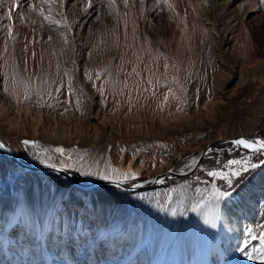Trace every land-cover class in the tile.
<instances>
[{
  "label": "rangeland",
  "instance_id": "rangeland-1",
  "mask_svg": "<svg viewBox=\"0 0 264 264\" xmlns=\"http://www.w3.org/2000/svg\"><path fill=\"white\" fill-rule=\"evenodd\" d=\"M168 4L0 0V142L29 164L55 167L52 160L61 158L62 169L84 183L103 176L115 179L122 172L131 175H121V180L134 185L149 184L174 163L190 161L212 141L254 133L264 140V80L259 75L264 72V0H231L230 9H239L241 15L234 53L219 45L222 27L215 4ZM30 5L60 23L50 24ZM88 8L92 12L87 17ZM180 11L186 22L192 21L191 38L183 32ZM77 16L85 18L84 24L69 35L67 29ZM37 146L46 148L48 162L33 160L28 147ZM220 154H226L223 161ZM246 157L258 167L237 178L232 190L236 194L264 166V154L231 142L212 146L192 174L159 184L183 185L173 194L122 193L134 203L163 210L145 214L148 238L157 237L151 225L160 222L159 232L174 240L172 258L188 249L201 262L202 251L191 249L209 237L206 224L220 222L215 210L222 203L214 191L227 189L225 181L208 173L225 170L217 168L219 162L224 166ZM6 162L0 154V189L33 172H15ZM80 198L71 200L78 205ZM98 224L88 221L86 243ZM128 248L127 239L102 236L97 254L115 264H140L139 259L129 260Z\"/></svg>",
  "mask_w": 264,
  "mask_h": 264
},
{
  "label": "bare ground",
  "instance_id": "bare-ground-1",
  "mask_svg": "<svg viewBox=\"0 0 264 264\" xmlns=\"http://www.w3.org/2000/svg\"><path fill=\"white\" fill-rule=\"evenodd\" d=\"M16 1L23 3V0ZM208 2L215 4L221 12L217 19V23L222 27L219 45L234 53L232 47L235 40L234 33L241 20L239 9H230L231 0H208ZM91 12L92 8H88L86 16L88 17ZM222 13L224 15L221 16ZM179 14L184 24L183 32L187 38H191L192 21L186 22L182 11ZM134 18L138 21L136 16ZM224 18L227 20L225 21ZM80 20L78 16L74 18L67 29L69 35L76 28L78 30L82 28L85 18L81 22ZM242 71L239 72V78L243 77ZM259 75L264 80V72ZM262 91L264 93V87ZM139 112L144 113L142 110ZM257 134L212 141L190 161L174 163L172 168L151 178L149 184L141 181L134 185L125 184L118 173L115 179L90 180L84 183L69 172L71 176L57 171L63 167L61 158L52 160L57 165L55 167L31 164L36 169L25 168L4 151L7 147L0 142L3 145L0 147V154L6 158L5 165L8 168L18 173H23L22 170L33 171L12 180L9 188L0 189V264H115L110 258L97 254L102 236H107L108 239L115 237L127 239L129 260L139 259L140 264H264V243H262L264 241V166L253 173L236 194L219 200L223 207H218L215 212L219 214L220 222L206 224L204 231L209 237L203 240L204 243L199 248L191 249L202 251L201 262L195 261V257H192L188 249L176 248L179 251L175 259L172 258V251L176 246L174 240H166L168 233L166 235L159 232L160 222L151 225L157 237L148 238L145 219L147 220L149 216L147 218L145 214L150 212L159 214L163 210L134 203L129 196L125 199L122 193L123 191H159L166 195L173 194L183 185L161 187L159 186L161 182L156 184L159 175L165 180L170 177L168 174L170 170L182 171L184 176L192 174L212 146L226 142L233 143L240 138L257 140ZM28 151L37 162L49 161L44 146L28 147ZM120 165L122 163L119 167ZM124 170L129 171V169ZM78 196L81 197V203L76 205L71 198ZM91 219L97 220L99 224L92 240L86 243L84 236L87 223ZM15 222L17 228L13 227ZM17 233L18 236L14 238L12 234Z\"/></svg>",
  "mask_w": 264,
  "mask_h": 264
},
{
  "label": "snow or ice",
  "instance_id": "snow-or-ice-1",
  "mask_svg": "<svg viewBox=\"0 0 264 264\" xmlns=\"http://www.w3.org/2000/svg\"><path fill=\"white\" fill-rule=\"evenodd\" d=\"M45 3L48 2V0H44ZM165 4H168V0H164ZM34 10L36 9L35 5H30ZM168 7L171 9L172 5L168 4ZM38 14L43 17L44 20L48 21L50 24H59L60 22L57 20H54L51 18L50 15H45V12L43 9H38ZM67 26V25H65ZM27 98V97H25ZM25 144H28L29 141H24ZM233 144L237 147H243L245 149L250 150L253 154L261 153L264 154V140H252V139H236L233 141ZM0 147H3L2 144H0ZM55 151L60 152L63 154L64 150L62 148H57ZM264 163V161H262ZM225 170L221 171H209L208 175L221 179L225 181L227 185L226 190H221L220 188H216L214 191V198L217 200L228 198L233 194L234 189V182L238 183L237 178H242L244 173H247L250 169H254L258 167L256 163H253L250 158H242L240 160H230L228 161L224 166ZM113 172H117L118 170L113 169ZM120 175H123L127 177L128 175H131L130 173H120ZM102 178L108 179L107 176H103ZM264 243V241H262Z\"/></svg>",
  "mask_w": 264,
  "mask_h": 264
},
{
  "label": "water",
  "instance_id": "water-1",
  "mask_svg": "<svg viewBox=\"0 0 264 264\" xmlns=\"http://www.w3.org/2000/svg\"><path fill=\"white\" fill-rule=\"evenodd\" d=\"M25 141H28V140L26 139ZM0 144H1V143H0ZM4 151H5L10 157L14 158L16 162H18L19 164H21V165L24 166L25 168H30V169L34 168V169H36L35 166H33V165L29 164V163H26V162L20 160L19 157H18L17 155L13 154L9 149L5 148ZM225 156H226V154H220V158L222 159V161L225 159ZM222 167H223V164H222L221 162H219V164L217 165V168H222ZM57 171H60V172L66 173L68 176H71L68 172H65V171L62 170V169H58ZM168 174L170 175V178L173 177V178H177V179L180 178V177H182V176H184V173H183L182 171L180 172V171H175V170H170V172H169ZM156 181H157L156 184H158V183H160V182H162V181H164V180H163L162 176L159 175V177H157V180H156ZM111 182H112V181H111ZM114 183H117V182H114ZM122 184H123V183H122ZM153 184H155V183H153ZM123 186H124V184H123ZM126 186H127V188H128V185H126ZM140 186L143 187L142 185H140ZM140 186H139V187L135 186V187H136V188H140ZM146 186H148V185H146ZM132 188H133V187H132Z\"/></svg>",
  "mask_w": 264,
  "mask_h": 264
}]
</instances>
